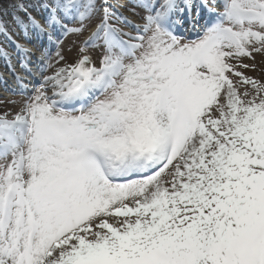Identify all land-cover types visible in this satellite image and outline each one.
Wrapping results in <instances>:
<instances>
[{"label": "snow or ice", "instance_id": "snow-or-ice-1", "mask_svg": "<svg viewBox=\"0 0 264 264\" xmlns=\"http://www.w3.org/2000/svg\"><path fill=\"white\" fill-rule=\"evenodd\" d=\"M257 55L264 0H0V264H264Z\"/></svg>", "mask_w": 264, "mask_h": 264}, {"label": "rangeland", "instance_id": "rangeland-1", "mask_svg": "<svg viewBox=\"0 0 264 264\" xmlns=\"http://www.w3.org/2000/svg\"><path fill=\"white\" fill-rule=\"evenodd\" d=\"M22 2L27 5V4L31 3L32 0H22ZM14 3H16L15 0H14ZM5 7H8V6L5 5ZM122 11H124V10L122 9ZM13 14H14V9H9L8 14L4 16V20L6 22L10 23L11 17ZM124 14L131 16L130 20L137 22V23H140L138 16L134 17L129 12H124ZM18 15L23 16V13H18ZM124 30L126 32H129L131 35H137L135 30L132 28H125ZM87 35H88L87 32L84 34V36H73L70 34V35H68L62 39L61 52H62V55L65 57V60L62 62L56 63V61H57V57H56L57 49L55 47H52L50 52H49V56L51 58L50 62L53 63L54 68L63 67L65 63L74 62V60L76 59V57L78 55V49L81 47L82 42L87 37ZM192 36L195 37V39H196L195 34H191V35L187 36L186 38L189 39ZM14 38L19 39V37H14ZM85 52L87 55L90 56L93 63L97 67H99V60L103 55V48L102 47H88L85 50ZM244 62L248 63V64H252V63L256 64V70L255 71L249 70V71H247L246 74L251 75V76H255L257 78H264V56L257 55L255 61H251V60L246 59ZM0 66L2 68L5 66L3 61H0ZM17 71H18V68H17ZM0 73L9 77V74H7L5 72L0 71ZM50 73H51V70H49V72L46 74H50ZM14 86L15 85H12V87H14ZM17 97H18L17 95H13L8 100V101H10V100L17 101V103L14 105L7 103V100L0 97V112L8 111L10 113H15L16 111H18L20 108V103H19V98H17Z\"/></svg>", "mask_w": 264, "mask_h": 264}, {"label": "bare ground", "instance_id": "bare-ground-1", "mask_svg": "<svg viewBox=\"0 0 264 264\" xmlns=\"http://www.w3.org/2000/svg\"><path fill=\"white\" fill-rule=\"evenodd\" d=\"M119 2H124L123 0H112V3L113 4H117V3H119ZM121 11H122V9H121ZM126 16H128V18L129 19H131V16H129V15H127V14H125ZM133 23L134 24H139V23H137V22H134L133 21ZM7 68L4 66V68H2L1 66H0V71L1 72H5V73H7V74H9V71L8 70H6ZM0 77H2V80H1V85L3 86V87H5V88H7L8 89V87H7V83L8 82H6V80L8 81V76H5L4 74H1L0 73ZM9 80L11 81V82H13L14 83V79H13V77L12 76H10V78H9ZM6 94V93H5ZM0 95H1V93H0ZM7 96V95H6ZM10 98V97H9Z\"/></svg>", "mask_w": 264, "mask_h": 264}, {"label": "trees", "instance_id": "trees-1", "mask_svg": "<svg viewBox=\"0 0 264 264\" xmlns=\"http://www.w3.org/2000/svg\"><path fill=\"white\" fill-rule=\"evenodd\" d=\"M19 3H23L22 0H17Z\"/></svg>", "mask_w": 264, "mask_h": 264}]
</instances>
